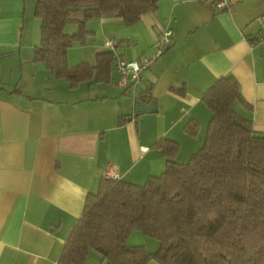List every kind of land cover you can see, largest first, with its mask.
Masks as SVG:
<instances>
[{
  "label": "crops",
  "instance_id": "crops-1",
  "mask_svg": "<svg viewBox=\"0 0 264 264\" xmlns=\"http://www.w3.org/2000/svg\"><path fill=\"white\" fill-rule=\"evenodd\" d=\"M35 3L0 0V264H57L85 196L97 191L108 164L117 166L118 179L143 184L164 170L154 146L162 137L178 142V163L187 161L201 147L210 118L201 97L221 76L236 79L251 105L237 109L264 134V47L255 44L264 0H229L227 10L214 0H158L132 25L113 15L89 20L84 42L67 49L70 67L94 65L97 53L110 50L109 38L118 58L151 55L156 38L171 31L162 55L124 88L115 62L109 82L74 87L35 62ZM71 23L74 33L78 25ZM136 99L154 111L121 123L122 115L134 114ZM189 120L199 124L194 137L184 131ZM143 237L134 231L127 242L155 251ZM84 264L105 261L90 253Z\"/></svg>",
  "mask_w": 264,
  "mask_h": 264
},
{
  "label": "trees",
  "instance_id": "trees-1",
  "mask_svg": "<svg viewBox=\"0 0 264 264\" xmlns=\"http://www.w3.org/2000/svg\"><path fill=\"white\" fill-rule=\"evenodd\" d=\"M158 0H36L40 21L34 61L71 87L80 82H109L117 56L99 52L94 65L70 67L67 49L83 43L85 24L113 15L132 25L152 12ZM78 29L65 33L68 23ZM181 94V91L178 90ZM210 111L204 140L186 162L178 163L177 141L159 138L164 170L143 184L101 176L95 193H87L82 212L63 243L57 264H84L97 254L105 264H264V134L237 109L251 105L232 75L217 78L201 97ZM136 119L135 114L122 115ZM196 136L199 124L184 125ZM134 231L155 239L158 247L128 244Z\"/></svg>",
  "mask_w": 264,
  "mask_h": 264
},
{
  "label": "built area",
  "instance_id": "built-area-1",
  "mask_svg": "<svg viewBox=\"0 0 264 264\" xmlns=\"http://www.w3.org/2000/svg\"><path fill=\"white\" fill-rule=\"evenodd\" d=\"M214 5L216 8L227 10L229 8V0H214ZM256 21L261 24V29L256 37L255 44L264 47V12L256 17ZM170 35V30L166 29L162 31L153 43L154 51L151 55L132 60L117 58L115 61V69L118 73L117 85L124 88L130 84L138 83L141 80L142 72L149 68L162 55ZM104 45L108 49L113 50L115 42L109 38L105 40ZM146 149L145 147L141 148L142 151ZM103 176L106 178H118L117 166L108 164Z\"/></svg>",
  "mask_w": 264,
  "mask_h": 264
},
{
  "label": "water",
  "instance_id": "water-1",
  "mask_svg": "<svg viewBox=\"0 0 264 264\" xmlns=\"http://www.w3.org/2000/svg\"><path fill=\"white\" fill-rule=\"evenodd\" d=\"M154 109L152 104H145L142 100L136 99L135 106H134V114L140 115L141 113H151Z\"/></svg>",
  "mask_w": 264,
  "mask_h": 264
},
{
  "label": "rangeland",
  "instance_id": "rangeland-1",
  "mask_svg": "<svg viewBox=\"0 0 264 264\" xmlns=\"http://www.w3.org/2000/svg\"><path fill=\"white\" fill-rule=\"evenodd\" d=\"M75 28V25L73 24V23H68L67 25H66V27H65V33L66 34H69V33H72V30ZM186 162V161H185ZM144 238V240H146L147 241V243H152V245H155L156 246V248L155 249H157V247H158V242L155 240V239H153V238H150V237H146V236H144L143 237ZM150 246H149V244L147 245V249H151V248H149ZM154 247V246H153ZM150 251V250H149ZM149 264H155V261L154 260H152V261H150L149 260Z\"/></svg>",
  "mask_w": 264,
  "mask_h": 264
}]
</instances>
